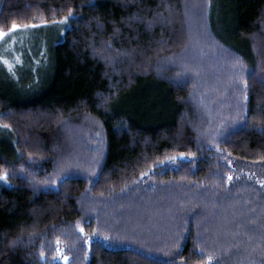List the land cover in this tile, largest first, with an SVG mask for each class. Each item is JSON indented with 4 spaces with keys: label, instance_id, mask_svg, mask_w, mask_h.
Here are the masks:
<instances>
[{
    "label": "trees",
    "instance_id": "trees-1",
    "mask_svg": "<svg viewBox=\"0 0 264 264\" xmlns=\"http://www.w3.org/2000/svg\"><path fill=\"white\" fill-rule=\"evenodd\" d=\"M13 23L60 35L0 80V264H264V0H0Z\"/></svg>",
    "mask_w": 264,
    "mask_h": 264
},
{
    "label": "rangeland",
    "instance_id": "rangeland-1",
    "mask_svg": "<svg viewBox=\"0 0 264 264\" xmlns=\"http://www.w3.org/2000/svg\"><path fill=\"white\" fill-rule=\"evenodd\" d=\"M61 25L62 28L66 27L65 22H62L60 26ZM5 32L7 35L0 38V57H4L8 63L0 62V80L7 75L8 77L6 76V79L14 82H18L19 80L15 69L23 67V63L26 60L24 57H32L38 49L44 48V44L46 48L48 42H55L57 36L60 35L57 29L49 26H45V31H41L29 37L26 29L23 28H19L16 31ZM9 65H11V67H9ZM188 99L191 103L196 104V106H194L197 111L198 122H201L202 117L205 115V110L199 105L193 93ZM1 148L4 152L6 151L4 146L1 145ZM0 182H3V180L0 179Z\"/></svg>",
    "mask_w": 264,
    "mask_h": 264
},
{
    "label": "snow or ice",
    "instance_id": "snow-or-ice-1",
    "mask_svg": "<svg viewBox=\"0 0 264 264\" xmlns=\"http://www.w3.org/2000/svg\"><path fill=\"white\" fill-rule=\"evenodd\" d=\"M67 19H68V17H64V20H67ZM21 27H25V28H27V27H35V25H23V26H21V25H19L17 23H13L11 25V28L9 29V31L10 32L11 31H16L17 29H19ZM5 35H7V33L4 30L0 29V38L4 37ZM0 62L8 63V61L4 57H0ZM9 67H11V65H9ZM141 175H143V173H141ZM6 178H7V173L0 174V179H6ZM51 183L53 185H55L56 182L52 181ZM262 183H264V181H262ZM81 231H83V229H81ZM65 259H67V258L65 257ZM208 259L211 260L212 257H209Z\"/></svg>",
    "mask_w": 264,
    "mask_h": 264
}]
</instances>
